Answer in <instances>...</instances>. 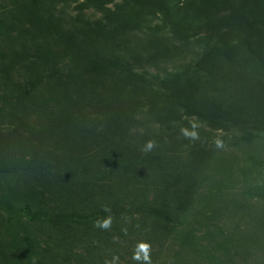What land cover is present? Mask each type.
<instances>
[{
  "label": "rangeland",
  "instance_id": "obj_1",
  "mask_svg": "<svg viewBox=\"0 0 264 264\" xmlns=\"http://www.w3.org/2000/svg\"><path fill=\"white\" fill-rule=\"evenodd\" d=\"M231 16L0 0V202L34 217L0 211V264H140V241L151 264H264V133L196 104L243 60ZM97 212L110 228L64 218Z\"/></svg>",
  "mask_w": 264,
  "mask_h": 264
},
{
  "label": "trees",
  "instance_id": "obj_2",
  "mask_svg": "<svg viewBox=\"0 0 264 264\" xmlns=\"http://www.w3.org/2000/svg\"><path fill=\"white\" fill-rule=\"evenodd\" d=\"M206 4L235 18L242 15L240 22L248 36L241 40L245 46L243 60H238L239 70L220 73V83L207 99L208 92H202L196 101L202 109L200 116L211 121H220L219 117H227L230 121L241 123L244 127L264 133V0H204ZM204 96V99H200ZM200 100V101H199ZM198 112V111H196ZM0 211L10 218L34 219L30 209L13 208L0 202ZM156 214V211H154ZM97 212L91 215H65L67 221L88 223L102 217Z\"/></svg>",
  "mask_w": 264,
  "mask_h": 264
},
{
  "label": "clouds",
  "instance_id": "obj_3",
  "mask_svg": "<svg viewBox=\"0 0 264 264\" xmlns=\"http://www.w3.org/2000/svg\"><path fill=\"white\" fill-rule=\"evenodd\" d=\"M193 129H195L197 127V125L193 124ZM182 132L184 135L189 136L192 139H197L198 138V134L196 133V131H187L182 129ZM219 143V142H217ZM154 147L153 142L149 141L146 144V148L145 150H151ZM105 211H108L107 209H105ZM111 222H112V218L111 216H108L107 218L103 219V220H98L97 226L102 228V229H108L111 227ZM150 251H151V245L148 242L145 241H140L137 243L134 252H133V259L140 262V264H151V256H150Z\"/></svg>",
  "mask_w": 264,
  "mask_h": 264
}]
</instances>
